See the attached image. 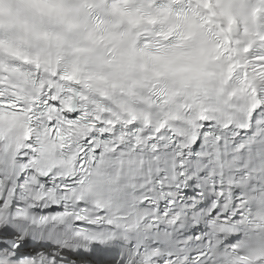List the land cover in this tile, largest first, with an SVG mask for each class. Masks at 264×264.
<instances>
[{
    "label": "snow or ice",
    "instance_id": "obj_1",
    "mask_svg": "<svg viewBox=\"0 0 264 264\" xmlns=\"http://www.w3.org/2000/svg\"><path fill=\"white\" fill-rule=\"evenodd\" d=\"M0 264H264V0H0Z\"/></svg>",
    "mask_w": 264,
    "mask_h": 264
}]
</instances>
